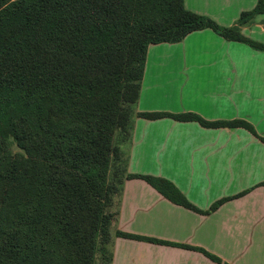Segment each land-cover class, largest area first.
<instances>
[{"label": "trees", "instance_id": "obj_1", "mask_svg": "<svg viewBox=\"0 0 264 264\" xmlns=\"http://www.w3.org/2000/svg\"><path fill=\"white\" fill-rule=\"evenodd\" d=\"M263 1L240 25L264 12ZM205 29L264 51L239 26L222 28L187 11L184 0H0V264H97L99 252L110 264L114 238L162 244L117 230L111 236L125 180L141 179L194 212L220 206L202 212L170 182L127 174L115 144L117 131L130 138L148 47ZM138 117L256 136L243 121Z\"/></svg>", "mask_w": 264, "mask_h": 264}, {"label": "crops", "instance_id": "obj_2", "mask_svg": "<svg viewBox=\"0 0 264 264\" xmlns=\"http://www.w3.org/2000/svg\"><path fill=\"white\" fill-rule=\"evenodd\" d=\"M264 3V1H263ZM258 0H184L185 9L264 46V12L240 25ZM194 114L244 128H203L138 114ZM130 138L127 174L170 182L195 208L178 206L141 179L125 180L117 231L162 244L114 238L110 264H264V51L210 29L150 45ZM170 243L166 245L164 243ZM188 246L192 249H185Z\"/></svg>", "mask_w": 264, "mask_h": 264}, {"label": "rangeland", "instance_id": "obj_3", "mask_svg": "<svg viewBox=\"0 0 264 264\" xmlns=\"http://www.w3.org/2000/svg\"><path fill=\"white\" fill-rule=\"evenodd\" d=\"M134 114H135V112H134ZM123 140L124 139L122 138L121 134L119 133V131H117L116 136H115V144L121 149L125 146V143L127 142V141L124 142ZM126 140H128V139H126ZM11 150L13 153L20 152L14 144L12 145ZM121 152L123 153L122 150H121ZM116 205H117V203L115 204L113 211H116ZM115 224L116 223L113 222V224L111 225V234H112L111 236H114V232L116 231ZM111 250H112V248L110 245L107 247V251H108V253L106 254L107 257L110 255ZM107 260H108V258L106 259L105 255L100 254V252L98 253L97 261H96L97 264H107Z\"/></svg>", "mask_w": 264, "mask_h": 264}]
</instances>
